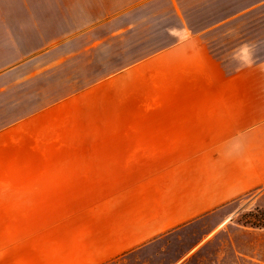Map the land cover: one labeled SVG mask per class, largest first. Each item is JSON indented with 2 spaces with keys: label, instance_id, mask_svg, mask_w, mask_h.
<instances>
[{
  "label": "crops",
  "instance_id": "1",
  "mask_svg": "<svg viewBox=\"0 0 264 264\" xmlns=\"http://www.w3.org/2000/svg\"><path fill=\"white\" fill-rule=\"evenodd\" d=\"M262 184L264 0H0V264H181Z\"/></svg>",
  "mask_w": 264,
  "mask_h": 264
},
{
  "label": "rangeland",
  "instance_id": "2",
  "mask_svg": "<svg viewBox=\"0 0 264 264\" xmlns=\"http://www.w3.org/2000/svg\"><path fill=\"white\" fill-rule=\"evenodd\" d=\"M230 208L232 219L181 264H264V184L235 199ZM184 243L164 242L144 256L131 254L109 264H174L192 244Z\"/></svg>",
  "mask_w": 264,
  "mask_h": 264
},
{
  "label": "trees",
  "instance_id": "3",
  "mask_svg": "<svg viewBox=\"0 0 264 264\" xmlns=\"http://www.w3.org/2000/svg\"><path fill=\"white\" fill-rule=\"evenodd\" d=\"M264 226V225H263Z\"/></svg>",
  "mask_w": 264,
  "mask_h": 264
}]
</instances>
